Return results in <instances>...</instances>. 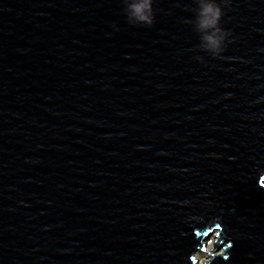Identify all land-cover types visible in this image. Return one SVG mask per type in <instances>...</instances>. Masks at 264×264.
<instances>
[{
	"label": "water",
	"instance_id": "95a60500",
	"mask_svg": "<svg viewBox=\"0 0 264 264\" xmlns=\"http://www.w3.org/2000/svg\"><path fill=\"white\" fill-rule=\"evenodd\" d=\"M217 3L220 57L194 0H0V264H264V0Z\"/></svg>",
	"mask_w": 264,
	"mask_h": 264
},
{
	"label": "clouds",
	"instance_id": "9594fccd",
	"mask_svg": "<svg viewBox=\"0 0 264 264\" xmlns=\"http://www.w3.org/2000/svg\"><path fill=\"white\" fill-rule=\"evenodd\" d=\"M197 7L190 9L195 14L194 20H187L193 26L194 31L199 33V49L210 53L214 57H220L225 50L226 43H229L230 32L220 26V21L224 15L223 8L217 3V0H194ZM224 5L231 3V0H222ZM124 4L123 11L127 16V21L132 25L152 26L155 22L153 9V0H122ZM116 27V25H113ZM116 30H119L118 28ZM197 60L203 57L197 56ZM264 186V183L261 184ZM210 259L207 264H211L216 256L224 255L223 249L220 254L210 253Z\"/></svg>",
	"mask_w": 264,
	"mask_h": 264
},
{
	"label": "rangeland",
	"instance_id": "374dc122",
	"mask_svg": "<svg viewBox=\"0 0 264 264\" xmlns=\"http://www.w3.org/2000/svg\"><path fill=\"white\" fill-rule=\"evenodd\" d=\"M215 240H216L215 237L213 235H210L209 239L204 241L205 242L204 249L195 252V259H197V262L195 264H205L206 262L204 261H207L210 259L209 254L214 253L212 246Z\"/></svg>",
	"mask_w": 264,
	"mask_h": 264
}]
</instances>
